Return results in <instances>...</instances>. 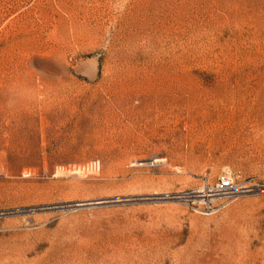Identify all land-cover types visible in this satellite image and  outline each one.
Wrapping results in <instances>:
<instances>
[{
	"label": "rangeland",
	"instance_id": "1",
	"mask_svg": "<svg viewBox=\"0 0 264 264\" xmlns=\"http://www.w3.org/2000/svg\"><path fill=\"white\" fill-rule=\"evenodd\" d=\"M0 264H264V0H0Z\"/></svg>",
	"mask_w": 264,
	"mask_h": 264
},
{
	"label": "built area",
	"instance_id": "2",
	"mask_svg": "<svg viewBox=\"0 0 264 264\" xmlns=\"http://www.w3.org/2000/svg\"><path fill=\"white\" fill-rule=\"evenodd\" d=\"M225 183H227V182H225Z\"/></svg>",
	"mask_w": 264,
	"mask_h": 264
}]
</instances>
